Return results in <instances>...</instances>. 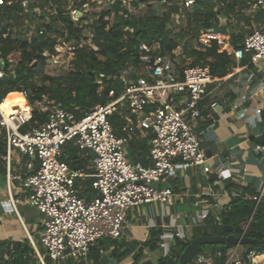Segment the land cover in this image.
I'll list each match as a JSON object with an SVG mask.
<instances>
[{"label": "built area", "instance_id": "built-area-1", "mask_svg": "<svg viewBox=\"0 0 264 264\" xmlns=\"http://www.w3.org/2000/svg\"><path fill=\"white\" fill-rule=\"evenodd\" d=\"M84 1L0 0V11L5 7L19 6L25 13L32 12L34 16L48 14L58 21L67 17L83 31L81 36L85 40L80 46L87 45L97 51L98 48L87 44L89 39L84 37L86 31L91 33L93 44L95 22L88 24L92 18L89 13L93 11L88 6H80ZM107 1L111 6L116 1L124 2L126 7L131 6L127 0ZM179 1L182 11H192L198 0ZM210 1L221 3V0ZM241 1L249 8L264 9V0ZM138 3L140 5L141 2ZM62 25V35L48 33L50 38L56 39L54 53L45 50L42 56L48 68L60 67V70L67 71L74 67L76 39H68L69 24ZM45 31L40 28L39 34L43 35ZM199 42L206 47L216 42L220 53L232 54L238 61L246 56L250 57L251 64L264 61V25L246 36L236 49L225 34L216 29L202 32ZM158 48V45L149 47L141 44L143 53L139 64L123 67L115 77L122 86L121 93L118 95L116 90L110 89L108 103L85 112L81 118L62 103L47 97L30 105L26 91L21 93L26 103L25 110H14L8 115L0 110V142L5 145L8 168L9 198L4 207L18 217L21 205L31 206L43 215L39 236L44 254L32 235L28 234V241L41 264H47L46 258L51 264L87 263L91 248L97 243L102 240L120 241L124 237L131 210L152 203L174 204L172 189L158 186L166 177L189 167L211 172L207 165L208 157L192 129L190 119L201 117L199 105L208 95L209 87L218 80L209 66L186 65L179 70L176 61L160 55ZM0 63L1 81L7 76L6 60L1 58ZM97 84L100 86L99 95H103L104 74H99ZM216 106L217 103L211 105L212 108ZM34 110L47 113L48 121L41 127L23 132ZM114 114L124 121L122 135L116 133L110 121V116ZM257 114L260 115L261 110H257ZM138 129L149 131L152 135L148 166L130 161L127 155V147ZM70 143L80 153L91 156L93 172L72 168L63 161L64 148ZM257 149L264 151V146ZM16 155L19 165L21 158L30 159L24 175L12 171ZM86 179L92 180V191L82 193L83 185H78V181ZM14 181L21 183L18 194L13 191ZM244 199L256 201L257 207L261 195L253 197L246 193ZM250 222L251 219L237 238L247 237ZM221 223L219 216L216 224ZM225 248V252L219 250L215 256L210 251H201L192 263L217 264L214 261L216 257L224 258L223 264H264V258L258 260L264 257V247L260 251L252 245L238 243Z\"/></svg>", "mask_w": 264, "mask_h": 264}, {"label": "trees", "instance_id": "trees-1", "mask_svg": "<svg viewBox=\"0 0 264 264\" xmlns=\"http://www.w3.org/2000/svg\"><path fill=\"white\" fill-rule=\"evenodd\" d=\"M144 2L145 0H138ZM238 1L240 4L245 2ZM231 0H221V8L210 0H198L197 6L192 11L181 10L178 2H166L168 8L163 14L158 15L153 10L144 16L135 17L130 15L121 2H116L111 8L104 11L99 19L95 21L93 44L98 48L93 50L90 46L81 47L85 40L83 31L76 27L69 18L61 17L64 24H69L68 39H76L75 61L71 70H64L60 75H51L45 58L42 56L45 50L54 53L56 39L48 36L49 32L63 34L59 30L60 22L48 14L41 15L40 28L46 31L39 34L40 28L30 42L24 32L16 36L9 34L6 38H0V59L6 60L7 76L0 81V109L5 113L14 112V106L23 105L22 92H28V104L34 105L38 100L47 97L51 101L60 102L63 106L81 118L85 112L94 109L98 105L108 103V92L116 90L119 95L122 86L115 77L120 70L126 66H137L141 53L140 45L149 47L158 45V53L176 61V67L181 70L186 65L209 66L213 76L223 78L229 73L234 65V58L226 52L220 53L216 42L211 47H206L199 42L202 31L218 28L219 14L224 9L234 10L235 4ZM91 0H85L80 6L92 7ZM134 5L137 4L134 2ZM217 8V9H216ZM183 13L185 26L176 31L172 27V15ZM91 16H97L90 12ZM27 14L19 6L5 7L0 11V23L14 21L18 23ZM182 17V18H183ZM187 19L185 20V18ZM253 17L264 21V9L256 12ZM194 33L192 36L191 34ZM182 47V54L177 56L175 51ZM15 53L19 56V62L13 66L7 60L8 55ZM1 67V63H0ZM105 75V90L99 95L100 86L97 84V75ZM1 120V116H0ZM48 121V114L34 110L32 119L22 129L27 132L33 128L41 127ZM110 121L118 135H122L124 121L119 115L110 116ZM1 129V125H0ZM258 144L264 145V136L256 140ZM65 160L72 168H84L87 159L78 154V150L70 143L65 148ZM5 154V145L0 142V166L3 165L2 157ZM144 162V161H143ZM145 165L146 162H144ZM91 179L78 181L86 190L82 193L91 192ZM232 184H226V189L231 192ZM249 193L247 188L242 193L231 199L221 212V225L216 224V217L207 214L203 223L193 230V239L200 236H222L224 226H231L236 237L243 232V227L251 219L246 236L264 241V201L256 207V201L245 200L244 194ZM255 194V193H254ZM162 230H152L149 239L143 243H124L118 240H102L91 248L89 259L94 264L106 262L109 257L121 261L133 255L132 264H178L181 254L192 242L187 236L175 234L169 254L160 255L156 260H144V250L148 248L151 255L161 252ZM140 246V248H139ZM219 251L225 252L223 245H210ZM204 248V247H203ZM260 251L263 247L252 246ZM215 249V250H216ZM204 250V249H202ZM214 251V250H213ZM107 253L105 256L103 253ZM217 252V251H216ZM215 251L212 252L215 256ZM217 264H223L225 259H217ZM46 263L51 264L46 258ZM0 264H41L34 249L28 240L21 242L0 241ZM71 264V263H70ZM85 264V263H83ZM194 264V263H191Z\"/></svg>", "mask_w": 264, "mask_h": 264}, {"label": "crops", "instance_id": "crops-1", "mask_svg": "<svg viewBox=\"0 0 264 264\" xmlns=\"http://www.w3.org/2000/svg\"><path fill=\"white\" fill-rule=\"evenodd\" d=\"M231 1L235 4L234 10H222L216 30L225 34L234 48L233 39L237 46L241 45L246 36L264 25V21L253 17L261 9L247 8L238 1ZM129 2L131 6L134 3L133 0ZM216 4L217 8H221L220 2ZM178 49L181 52L179 54L175 52L177 56L182 54V49ZM231 56L234 58L232 54ZM214 77L218 81L209 87L208 95L199 105L201 117L190 119L202 149L210 151L207 165L211 172L205 173L200 168L189 167L177 170L171 175L172 178L166 177L162 180L158 186L172 189L174 204L168 206L152 203L131 210L124 237L120 241L141 244L149 239L152 230H162L163 237L160 244L162 249L169 235L173 240L175 234L184 233L188 240H192L193 230L203 223L206 215L211 213L216 218L219 217L224 208L230 204L231 199L240 195L244 188L249 190L247 194L253 197L261 195V202L264 201V151L257 149L258 146L264 145L256 142L264 136V61L251 64L249 56L241 61L234 58V65L229 69L227 76ZM213 103H217L215 108L211 107ZM257 110H261L260 115L257 114ZM151 138L149 131L137 130L134 139L127 147L130 161L143 165L146 162L145 166L150 164L147 156L150 152ZM78 154L87 159V164L84 166L86 171L93 172L91 156L79 151ZM17 159L16 155L11 165L12 171L15 174H26V165L30 159L21 158L20 165ZM2 163L0 241L21 242L28 240V234H31L41 253L44 254L45 250L39 244L43 215L31 206L21 205L18 207L20 215L18 217L4 207V203L9 198L5 154ZM226 184L233 185L231 192L226 189ZM82 190H86L85 186ZM13 191L14 194L21 191L19 181L13 182ZM171 208L179 211L176 212L175 217L171 216ZM147 249L145 248L144 255ZM103 254L107 255V253ZM133 255L121 261L109 257L101 264H132ZM87 262L85 264H94L90 259Z\"/></svg>", "mask_w": 264, "mask_h": 264}, {"label": "rangeland", "instance_id": "rangeland-1", "mask_svg": "<svg viewBox=\"0 0 264 264\" xmlns=\"http://www.w3.org/2000/svg\"><path fill=\"white\" fill-rule=\"evenodd\" d=\"M92 1L93 2L91 4L92 5L91 8H92L93 13H96L97 16H94V18L92 16L91 20L88 21L89 25L91 24L92 21H94V22L97 21L99 19L100 15L104 11H106L107 9H109V8H111L113 6V5L111 6V3H109L107 0H92ZM133 1L137 4V6H135L134 3L132 4V6L129 5L127 7L123 3H122V5L125 7V9L129 12L130 15H133L135 17H139V16L142 17L146 13L148 14L151 10H153L158 15H161L165 11L168 10V8L165 7V5H164L165 2H163V0H145L143 3H140V5H139L137 0H133ZM167 1H173V2L175 1V2H178L179 4L181 3V1H179V0H167ZM118 3H119V1H118ZM26 14L27 15L25 16V18H23L18 23L14 22V21L1 22L0 23V38L1 37L6 38L9 34H11L13 36H16L20 32H24V34L30 39V42H31V39L33 40V37L35 36V33L40 28V27H38V26H40V19L38 18L39 16L32 15V12H28ZM182 14L183 13H175V14L172 15V27L174 29H176V31H179L181 27L183 28L185 26L186 21H184V17H183ZM186 19H187V17L185 18V20ZM59 22H60V24H59L58 28H59V30H61V29L63 30V25H62L63 22H62V20H59ZM225 33H227V30L225 31ZM191 35L193 36L194 33H192ZM84 37L89 39V41H87V44L94 45V44L91 43V40H92V34L91 33L86 31L84 33ZM181 49H182V47H181ZM175 52L179 54V52H181V51L179 49H177ZM70 58H72V54L69 56V59ZM7 59L9 60V62L12 63L13 66H15L20 60L19 56L17 54H15V53H12V54L8 55ZM64 70L65 69L60 70V67L59 68H54V69L48 68V72L51 75H60V74H62V72ZM23 105H26L25 101L23 102ZM13 108H14V110L22 109V107H20V106H14ZM169 178H172V177L170 176V177H168V179ZM170 211L172 213L171 214L172 217H175V215H177L176 212H179L175 208H171ZM127 233L129 234L128 231H127ZM181 235H184V233H182ZM167 238H169V239L165 240L167 242L164 241V245L162 246L160 254L151 255L150 251L147 249V251L145 252L146 260H156L157 257L160 256L161 254L162 255L169 254V248L168 247H170L172 245L173 241H172L171 235H169V237H167ZM40 239H39V244H41V242H40L41 240ZM40 247L42 248L41 245H40ZM165 249H167V250H165ZM203 249L204 250H202V252H207V251H210V252H214L215 251L216 252V251H218L216 249V247H212L210 245L204 246Z\"/></svg>", "mask_w": 264, "mask_h": 264}, {"label": "water", "instance_id": "water-1", "mask_svg": "<svg viewBox=\"0 0 264 264\" xmlns=\"http://www.w3.org/2000/svg\"><path fill=\"white\" fill-rule=\"evenodd\" d=\"M234 49L237 48L235 39H233ZM99 77V74L97 75ZM206 155L210 153L209 150L205 151ZM224 235L222 236H200L194 240L186 247L184 252L179 258L178 264H191L194 257L199 254L204 246L207 245H223L227 248L241 243L243 245H252V246H262L264 247V241L260 242L249 237L243 239L237 238L233 233L231 226H224L223 228Z\"/></svg>", "mask_w": 264, "mask_h": 264}, {"label": "bare ground", "instance_id": "bare-ground-1", "mask_svg": "<svg viewBox=\"0 0 264 264\" xmlns=\"http://www.w3.org/2000/svg\"><path fill=\"white\" fill-rule=\"evenodd\" d=\"M22 109H24V110H25V109H26V107H24V108H22ZM0 110H1V109H0ZM3 112H4V111H3ZM4 113H5V112H4ZM11 113H12V112L5 113V114H7V115H8V114H11ZM262 258H264V257H260V258H258V260H260V259H262Z\"/></svg>", "mask_w": 264, "mask_h": 264}]
</instances>
